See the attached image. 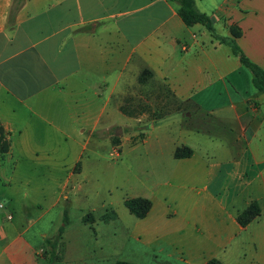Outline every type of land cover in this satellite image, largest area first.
Wrapping results in <instances>:
<instances>
[{"label":"crops","instance_id":"1","mask_svg":"<svg viewBox=\"0 0 264 264\" xmlns=\"http://www.w3.org/2000/svg\"><path fill=\"white\" fill-rule=\"evenodd\" d=\"M194 3L220 35L239 30L244 55L264 67V0ZM137 86L149 95L140 103L153 100L151 120L120 138L122 152L142 133L131 148L144 145L152 184L135 195L151 200L136 235L182 264H264V91L228 44L185 24L169 0H0V126L10 141L0 192L3 216L16 215L0 221V264H42L38 251L60 225L67 184L86 169L90 137L121 128L102 121L109 104L141 119L120 108ZM164 102L173 110L154 117ZM177 146L192 152L175 157ZM46 182L58 189L29 188ZM252 200L260 214L242 225L236 215Z\"/></svg>","mask_w":264,"mask_h":264},{"label":"rangeland","instance_id":"2","mask_svg":"<svg viewBox=\"0 0 264 264\" xmlns=\"http://www.w3.org/2000/svg\"><path fill=\"white\" fill-rule=\"evenodd\" d=\"M130 90L128 92H131L135 100L128 102L127 98L122 106H125L127 115L134 116L133 114L140 112L137 116L141 119L131 117L130 119L109 104L102 121L106 122L109 119L107 117L111 116L108 121L114 122L118 127L121 126L120 133L116 134L118 139L112 140L115 128L111 129V135L106 134L102 137L98 135L101 131H96V135L90 137L83 156L86 169L67 184L66 194L68 193L69 200L64 198L61 200V205L67 208L68 214L55 257L50 256L48 246L44 244L38 251L42 264H114L118 260L135 261L138 264H182L165 256L156 245H146L143 236L139 238L136 235V227L140 219L124 204V199L127 197L139 193L150 194L149 188L152 185L145 176L144 145L139 142L136 149L131 148V143L139 141L142 133L133 132L128 141L123 143V151H120V138L139 126L138 122L145 123L151 120L146 107L153 100L140 103L142 98L149 97L145 88L137 86ZM188 107L191 112H195L191 106ZM195 115L201 116L199 113ZM152 140L153 136L148 142ZM40 185L45 193L58 189V184L53 182L32 184L29 188L31 190L34 186ZM0 203L3 204L0 208V221L2 223L14 221L16 215L13 212L11 215L14 216L12 215L10 220L6 219L5 214L3 216L4 211L9 209V200L1 192ZM111 208L116 211V218L103 219L106 212L110 213ZM53 211V209L48 211L46 219L54 216ZM87 213L92 214L93 221L83 220V216ZM62 223L61 219L60 225ZM50 257L53 261H50Z\"/></svg>","mask_w":264,"mask_h":264},{"label":"trees","instance_id":"3","mask_svg":"<svg viewBox=\"0 0 264 264\" xmlns=\"http://www.w3.org/2000/svg\"><path fill=\"white\" fill-rule=\"evenodd\" d=\"M175 7L182 18L183 22L187 25H192L194 23H201L203 24L206 29L210 32V34L219 39L221 42H225L228 44L231 48V51L238 55L240 61L247 66L251 72H252V82L254 86L264 91V67L259 65L258 63L252 61L249 59L244 53L242 52L240 46L235 40V37L239 36L240 31L236 30L234 26L231 27V35L232 36H222L219 33L216 32L215 26H214V20L213 18L208 15L207 13L200 11L194 3V0H169ZM151 72L148 69H144L141 71L139 78L140 81L145 83L150 79ZM162 91L166 98H172L175 99L176 108L183 107L182 103L184 102H178L174 93L172 90L166 86L162 85ZM157 112L154 114V117L159 118L166 114V112L172 111V108L169 107V103H157ZM120 108L123 110V112L126 111L125 106H120ZM174 108V109H176ZM131 113L130 111H128ZM118 139V135L114 134L112 136V140L115 141ZM10 147V141L8 137L5 135V131L0 126V153H5L9 150ZM192 152V149L188 146H177L173 152L175 157H182V156H188ZM124 204L127 207V209L134 214L136 217H143L148 212V210L151 207V200L147 197L143 196H131L124 199ZM67 214L68 210L64 207L63 209V215L62 225H59L58 229L56 230V233L53 236L45 237L44 244L48 246L50 256L53 258L55 257L56 248L58 246V243L63 235L64 232V224L67 222ZM109 214V215H107ZM258 214H260V205L256 200H252L244 209L239 211L236 215V218L238 222L242 225L247 224L250 222L254 217H256ZM91 213H87L83 216V220H88L89 222L93 221V216H91ZM117 214L114 209H110V213L106 212L103 219L107 220L109 218H116ZM50 257V261L52 258ZM53 261V260H52ZM114 264H138L133 261L129 260H118ZM205 264H223L219 259L217 258H210L208 259Z\"/></svg>","mask_w":264,"mask_h":264},{"label":"built area","instance_id":"4","mask_svg":"<svg viewBox=\"0 0 264 264\" xmlns=\"http://www.w3.org/2000/svg\"><path fill=\"white\" fill-rule=\"evenodd\" d=\"M0 207H3V204H2V203H0ZM11 216H12L11 213H8V214H7V217H8V218H11Z\"/></svg>","mask_w":264,"mask_h":264},{"label":"water","instance_id":"5","mask_svg":"<svg viewBox=\"0 0 264 264\" xmlns=\"http://www.w3.org/2000/svg\"><path fill=\"white\" fill-rule=\"evenodd\" d=\"M118 133H120V128H119V130H118V131H116V134H118Z\"/></svg>","mask_w":264,"mask_h":264}]
</instances>
